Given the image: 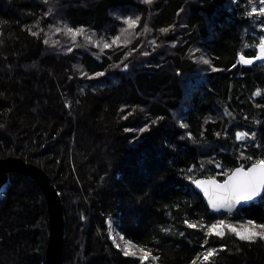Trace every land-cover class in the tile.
Listing matches in <instances>:
<instances>
[{"label": "trees", "instance_id": "obj_1", "mask_svg": "<svg viewBox=\"0 0 264 264\" xmlns=\"http://www.w3.org/2000/svg\"><path fill=\"white\" fill-rule=\"evenodd\" d=\"M262 6L0 0V159L21 157L49 174L63 202L64 264H141L116 247V231L157 264H192L208 248L217 252L204 264H264V240L206 235L217 219L264 223V195L229 214L211 212L194 188L264 158V59L237 62L241 52L258 55L264 15L248 13ZM128 16L140 17L131 42L103 48ZM64 24L103 38L101 46L55 31ZM49 235L43 188L10 171L0 193V264H49Z\"/></svg>", "mask_w": 264, "mask_h": 264}, {"label": "snow or ice", "instance_id": "obj_2", "mask_svg": "<svg viewBox=\"0 0 264 264\" xmlns=\"http://www.w3.org/2000/svg\"><path fill=\"white\" fill-rule=\"evenodd\" d=\"M47 2V0H45ZM146 4H151L153 0H143ZM261 5H264V0H260ZM51 14V9L49 13ZM249 16L252 15H264V6L259 9L252 7L251 11L248 13ZM120 19L124 20L127 24V28H123L120 31V35L112 38L111 43L103 41V48H111L115 44H128L131 40L128 38L131 36L129 29H134L140 20V17L137 16L135 19L131 16L121 17ZM169 29H161L162 32H167ZM56 32H64L66 35L71 36L75 39L77 36H84L85 40L89 43H94L97 47L101 46V40H93L94 34H88L83 27L80 28H71L67 24H64L63 27H56ZM150 29L145 25L143 32H148ZM127 34V36H125ZM33 36H39V32H32ZM121 36H125V39L121 41ZM45 44L49 43V40H44ZM53 44L57 43L56 41L52 42ZM152 43H155L153 41ZM258 49V55L251 58L245 57L243 53L239 55L238 63L251 64L254 60L264 59V37H261L259 43L255 45ZM72 49L69 48L68 51ZM196 51H199L198 49ZM131 53H129L130 55ZM148 55V53H144ZM199 60L204 64H210L211 61L204 58L203 56L199 57ZM127 67V65H125ZM214 71L216 69H213ZM97 76L103 75V73H97ZM261 92L258 90L255 95H260ZM230 115V114H229ZM255 133H252L254 136ZM248 136V133H239L237 139H242ZM251 159V157H249ZM219 167V165H217ZM227 176L223 182H219L214 178L208 180H197L195 183L198 187L202 188L205 195L208 198V202L211 205L212 209L219 212L221 209H225L229 214H231L237 206H242L243 203H247L255 200L264 194V158L257 159L250 167L245 169L243 166L231 170V174L224 173ZM188 223V221H185ZM248 227L241 226L240 229L233 227L232 225H225L223 221H216L214 224L208 226L206 235L211 236L215 235L218 238H223L225 236V230L231 232L236 237L242 241L254 242L257 239L264 240V224L257 225L255 221L248 220L246 222ZM189 227H197L196 224L188 223ZM259 229V230H258ZM109 230L111 231V220H109ZM162 231L168 232L170 229L164 228ZM113 242H116V237H112ZM124 241L123 254L125 256L139 257L141 264L144 261H147L149 257L153 261L158 260L159 257L152 256L151 250L144 251L143 247L138 244H134L131 240H124V237H120ZM205 244L208 243V240L205 239ZM116 247H120V244H116ZM217 252L215 248H208L205 252L199 254L192 262V264H197L198 260H203L201 264L209 261L210 258Z\"/></svg>", "mask_w": 264, "mask_h": 264}, {"label": "water", "instance_id": "obj_3", "mask_svg": "<svg viewBox=\"0 0 264 264\" xmlns=\"http://www.w3.org/2000/svg\"><path fill=\"white\" fill-rule=\"evenodd\" d=\"M257 60H254L253 63L251 64H243V63L242 64L244 66L251 67ZM250 166L247 167L243 166V167L247 169ZM239 167L241 166H237L236 168ZM13 170H18L33 176L43 188L47 196L48 205H49L50 235H49L48 248H47L49 264H64L66 220L63 209V202L58 192V189L51 182V178L49 174L43 168H41L36 164L29 163L21 157L9 156L0 159V192L5 189V186L9 178V172ZM229 174H231V172ZM211 178H214L219 182H223L225 179H227V176L223 180H220L217 177H205L200 180H208ZM194 188L205 198L210 211L217 212L212 209L203 189L198 187L196 183L194 184ZM263 195L264 194H262L260 197L256 199L261 198ZM244 204L246 203H243V205ZM239 207L241 206H237V209ZM237 209H235L234 211H236ZM219 212H227V211L225 209H221V211Z\"/></svg>", "mask_w": 264, "mask_h": 264}, {"label": "rangeland", "instance_id": "obj_4", "mask_svg": "<svg viewBox=\"0 0 264 264\" xmlns=\"http://www.w3.org/2000/svg\"><path fill=\"white\" fill-rule=\"evenodd\" d=\"M16 157V156H15ZM28 162V161H27ZM31 163V162H29ZM41 167V166H40ZM42 168V167H41ZM52 182V181H51ZM55 185V184H54ZM248 220H252V219H246L244 221H241V220H234V219H217L216 221H223L225 225H232L233 227H236L237 229H240L241 226H245V227H248V225L246 224V222ZM216 221L212 222L211 224H209L208 226L214 224ZM254 221V220H253ZM256 222V221H255ZM257 225L259 224H264V223H259V222H256ZM207 226V228H208ZM259 230V229H258ZM226 231V230H225ZM116 236H117V240L116 242L118 244H120L122 246V248H124V241L120 239V237L122 236L121 233H119L118 231H116ZM126 240V239H124ZM66 243V242H65ZM146 252V250H144ZM147 264H157L156 260L153 261L151 259V257H149V259L147 261H145Z\"/></svg>", "mask_w": 264, "mask_h": 264}, {"label": "bare ground", "instance_id": "obj_5", "mask_svg": "<svg viewBox=\"0 0 264 264\" xmlns=\"http://www.w3.org/2000/svg\"><path fill=\"white\" fill-rule=\"evenodd\" d=\"M8 180H9V178H8ZM7 183H8V181H7ZM6 185H7V184H6ZM5 188H6V186H5ZM4 190H5V189H4ZM1 192H2V191H1ZM1 192H0V193H1Z\"/></svg>", "mask_w": 264, "mask_h": 264}]
</instances>
